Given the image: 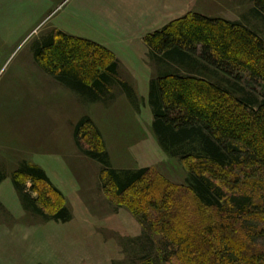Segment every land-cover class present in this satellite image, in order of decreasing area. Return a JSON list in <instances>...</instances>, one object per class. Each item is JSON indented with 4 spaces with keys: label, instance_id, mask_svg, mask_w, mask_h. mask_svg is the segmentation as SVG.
<instances>
[{
    "label": "trees",
    "instance_id": "16d2710c",
    "mask_svg": "<svg viewBox=\"0 0 264 264\" xmlns=\"http://www.w3.org/2000/svg\"><path fill=\"white\" fill-rule=\"evenodd\" d=\"M251 2L264 22V0ZM143 41L157 67L147 94L152 132L167 156L193 160L186 186L158 182L150 168L113 169L89 118L75 124V146L102 166V188L124 198L159 236L148 240L165 264H264V245L256 240L264 236V40L240 23L188 13ZM34 61L89 103L110 102L119 91L137 107L121 63L97 43L53 30ZM11 182L25 210L70 220L62 193L38 166L22 163Z\"/></svg>",
    "mask_w": 264,
    "mask_h": 264
},
{
    "label": "rangeland",
    "instance_id": "374dc122",
    "mask_svg": "<svg viewBox=\"0 0 264 264\" xmlns=\"http://www.w3.org/2000/svg\"><path fill=\"white\" fill-rule=\"evenodd\" d=\"M190 10L240 23L264 40L251 0H0V264H165L148 240L159 236L124 198L102 188V166L75 146L72 132L89 118L113 169L150 168L158 182L186 186L193 160L167 156L152 132L147 94L157 67L147 60L143 37ZM53 30L112 52L136 93V109L119 91L110 102L89 103L45 74L34 51ZM22 163L44 170L64 194L67 223L24 209L11 182ZM256 240L264 245V236Z\"/></svg>",
    "mask_w": 264,
    "mask_h": 264
},
{
    "label": "crops",
    "instance_id": "0c3cea01",
    "mask_svg": "<svg viewBox=\"0 0 264 264\" xmlns=\"http://www.w3.org/2000/svg\"><path fill=\"white\" fill-rule=\"evenodd\" d=\"M189 12H190V13H196V12H194V11L191 12V10H190V11H188L186 14H184V15H182V16H180V17L174 18V19H172V20L166 22L165 24L158 26V27H157L156 29H154L152 32L157 31V30H159V29L165 27V26L168 25L170 22H172V21H174V20H176V19H179V18H181V17L187 15ZM152 32H150V33H152ZM150 33H146V34L144 35V37H145L146 35L150 34ZM144 37H143V39H144ZM91 42H92V41H91ZM143 42H144V41H143ZM121 65H122V64H121ZM4 181H5V179H3V180L0 182V193L2 192V191H1V185L3 184ZM60 192H61V191H60ZM61 193H62V192H61ZM62 195H63V197H65L63 193H62Z\"/></svg>",
    "mask_w": 264,
    "mask_h": 264
}]
</instances>
